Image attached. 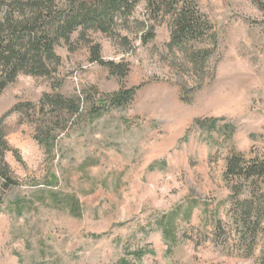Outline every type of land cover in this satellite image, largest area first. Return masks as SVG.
Here are the masks:
<instances>
[{
  "label": "rangeland",
  "instance_id": "1",
  "mask_svg": "<svg viewBox=\"0 0 264 264\" xmlns=\"http://www.w3.org/2000/svg\"><path fill=\"white\" fill-rule=\"evenodd\" d=\"M197 2L215 33L189 49L207 57L197 66L166 46L163 16L146 43L136 23L126 41L123 31L74 35L49 75L19 74L0 93L18 182L0 193V264L264 259V178L225 175L231 156L264 157V0ZM134 16L146 18L142 1ZM94 43L127 73L92 61ZM121 89L133 91L128 103L99 100ZM45 93L79 99L80 114L54 112Z\"/></svg>",
  "mask_w": 264,
  "mask_h": 264
},
{
  "label": "trees",
  "instance_id": "2",
  "mask_svg": "<svg viewBox=\"0 0 264 264\" xmlns=\"http://www.w3.org/2000/svg\"><path fill=\"white\" fill-rule=\"evenodd\" d=\"M141 1L146 9V18L142 20L134 16ZM163 16H169L170 34L166 45L169 50L188 56L195 66L203 62L207 57L202 53L194 54L189 49L193 44L214 40L215 33L197 0H0V93L19 74L49 75L50 66L57 65L60 60L56 47L62 43L70 46L74 35L83 38L87 31L92 30L114 36L123 31L122 39L126 41L131 24L136 23L140 26L137 30L139 39L146 43L155 37L154 22ZM90 55L92 61L114 75L127 73L126 67L104 61L97 43L90 46ZM132 97L131 89H121L104 97L101 95L99 100L118 107L128 103ZM44 102L46 107L63 116L80 114L79 99H64L45 93ZM22 106L31 105L17 104L13 110H21ZM5 137L3 118L0 117V193L18 184L5 161V154L8 151L16 154V150L9 147ZM49 137V133L43 132L39 143L48 145ZM225 175L251 182L263 179L264 157L245 162L238 156H231L226 162ZM168 232L165 230L163 234ZM258 264H264V259Z\"/></svg>",
  "mask_w": 264,
  "mask_h": 264
}]
</instances>
